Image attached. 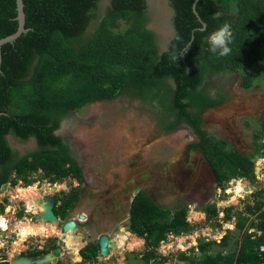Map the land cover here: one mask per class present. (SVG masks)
Returning a JSON list of instances; mask_svg holds the SVG:
<instances>
[{
	"label": "trees",
	"instance_id": "trees-1",
	"mask_svg": "<svg viewBox=\"0 0 264 264\" xmlns=\"http://www.w3.org/2000/svg\"><path fill=\"white\" fill-rule=\"evenodd\" d=\"M194 2L169 0L172 34L161 51L155 31L148 27V0H24L29 31L1 48L0 188L12 179L15 160L19 177L26 178L38 167L53 181L69 172L80 177L82 170L71 157L67 140L57 134L63 119L93 101L127 93L130 98L137 94L139 99L157 101L161 116L170 120L164 130L183 124L192 127L198 139L187 149L203 151L218 187L233 178L255 179V157L264 155V118L256 151L246 153L234 147L227 150L226 140L210 135L203 115L225 101L222 92H212L215 75L240 70L245 88L264 75L259 72V66L264 68V0H198L197 12ZM17 13L16 0H0V38L17 31ZM120 21L128 24L126 30L119 29ZM224 21L232 27V51L219 57L208 51L206 40ZM9 135L22 140L35 137L38 146L21 156ZM4 207L0 205V212ZM188 210L163 207L144 191L137 194L129 228L147 239V259L169 261L156 247L169 233L192 228ZM202 210L217 214L218 206L210 202ZM232 211L233 207L227 209L224 220L236 217L242 232L238 250L207 253L214 241L201 240L198 249L206 252L202 258L185 251L178 258L196 264H264V200L235 215ZM227 242L228 234L217 243ZM0 264L10 262L3 258Z\"/></svg>",
	"mask_w": 264,
	"mask_h": 264
},
{
	"label": "rangeland",
	"instance_id": "rangeland-1",
	"mask_svg": "<svg viewBox=\"0 0 264 264\" xmlns=\"http://www.w3.org/2000/svg\"><path fill=\"white\" fill-rule=\"evenodd\" d=\"M148 7L151 15L148 27L155 31L159 49L165 50L172 34L170 20L173 11L169 0H148ZM233 9L235 10V7ZM127 27V23L120 21V30H126ZM259 72L264 74V68L259 66ZM242 74L239 70L214 76L211 83L212 92L215 95L222 92L225 101L205 112L203 125L210 135L227 141L225 147L227 150L234 147L246 153H254L257 144L256 135L261 133L264 118V75L250 88H245L241 85ZM128 95V93L120 95L112 100L93 101L81 109L72 111L63 119L57 132L63 134L67 140L71 155L79 159L88 177L98 179L97 182L102 189L113 173L116 175V172H129L133 175L140 171L150 179L143 183L144 189L151 193L159 205L172 210L182 206L190 209L188 220L192 228L182 234L169 233L167 239L156 247L160 254L178 258L180 253L185 251L190 256L202 258L206 252L198 249L201 240L214 241L207 253L215 254L222 251L227 254L238 250L242 232L236 227V217L225 221L224 216L229 207H233L232 213L235 215L237 211H246L248 205L264 200V155L257 154L258 157H255V179L233 178L223 187H218L203 151L187 149L191 141L198 139L190 128L183 124L173 130H164L163 127L168 125L170 120L161 116V105L157 101L139 99L137 94L131 98ZM12 110L15 111L16 108ZM9 141L23 155L32 152L38 146L35 137L22 140L10 136ZM106 164H109L112 170L110 168L108 170ZM68 177H62L58 181L67 180ZM13 178L19 185L9 186L8 192L5 190L0 196L3 198L6 193L8 194L7 208L11 209L5 208V212L0 214L2 226L0 227V260L13 258L17 251L24 248L21 243L30 235L34 236L28 238L27 244L44 245L46 243L44 236L54 234L53 230L57 224V222L55 225L51 223L44 227L46 223L43 220L36 227L38 234L33 233L34 226L25 225L24 234H21L22 241L20 245L16 243L19 241L16 228L22 226L19 225L20 222L34 223L35 220H31L33 213L27 214L28 218H22L26 216L25 213L19 214L18 218L13 215V207L18 203L14 196L16 193L20 195L28 188L23 189L28 179L31 180L29 187H36L33 185L41 181L43 194L52 193L53 187L48 182L50 176L46 171L36 173L32 171L26 178L19 176ZM20 179H23V182ZM158 179L162 181V191L155 188ZM246 186L249 187V191L243 190ZM62 187L65 185L63 184ZM113 189L105 188L100 195L86 191L87 194L82 197L83 201L74 208L73 215L79 216L80 213H84L90 216V213H93V219L97 220L92 201L104 198V202L112 204L109 205L112 207L118 201L117 193ZM35 190L38 191L37 188ZM67 193L68 191H65L63 196ZM126 200L127 198L123 202L125 203ZM210 202H216L217 214H209L202 210V207ZM108 213L116 214L119 219L123 218L122 226L129 223L128 214L114 213L113 210L111 212L108 210ZM255 217V214L252 215V218ZM36 221L40 222L37 219ZM43 228L49 232H44ZM121 233L125 232H119ZM226 234H228L227 244L217 243ZM78 235L85 234L78 233ZM133 235L130 236L133 238L125 240L126 249L128 251L138 249L140 253L145 254L148 250L147 239L137 234ZM135 236L141 239L135 240ZM183 238L187 240L183 241ZM76 250L74 246L65 250L66 263L69 258L76 259L74 256L77 255ZM122 253L123 251L114 257L113 261L110 260V263L130 264L123 259ZM149 261L152 264H159L155 258ZM165 264L177 263L170 258ZM189 264L196 263L193 261Z\"/></svg>",
	"mask_w": 264,
	"mask_h": 264
},
{
	"label": "flooded vegetation",
	"instance_id": "flooded-vegetation-1",
	"mask_svg": "<svg viewBox=\"0 0 264 264\" xmlns=\"http://www.w3.org/2000/svg\"><path fill=\"white\" fill-rule=\"evenodd\" d=\"M185 125L188 126L192 134L197 137L192 127H190L187 124ZM57 134H60V133L57 132ZM10 136H13V135H9L8 138ZM12 148H14L13 145H12ZM14 149H17V148H14ZM69 150H70V146H69ZM21 156H24V155L21 154ZM71 157L74 158V160L76 161V163L82 170V175L80 177L74 174L73 172H69L68 175L63 176V178L69 176L68 179L61 181V182L58 181V179L53 181L50 178L48 182L52 184L51 185L53 187L52 193L43 194V191H42L43 184L41 181H39L38 183H36V185H33V186H36L39 192L35 191L31 194H26V191L30 186V184H27L25 185L26 187L25 186L23 187V189L27 187L28 188L22 191V193L20 194V195H23V197H20V195L17 193L14 196V198H17L18 203L16 207H13L14 208L13 215L16 218H18L19 214L22 215L23 213H25V215L27 216V214L29 215L33 213L34 215H31L32 216L31 220H35L34 223H32L31 221L30 222H23V221L20 222L19 225H22V226L19 229L16 228V231L19 234V237H18L19 241L16 242L17 244L20 245L22 241L21 234H24L23 229H25L24 228L25 225L29 224V225L34 226L33 233L38 234L36 231L37 230L36 227L44 219L37 218V216L41 212H43L42 209L45 204L44 201L47 202V200L53 199L54 201L53 210L56 216L58 217V221L44 220L46 224L52 223L55 225V223L57 222L56 228L55 230H53L54 234L44 236L46 237V243L44 245H39V246H32L30 243L27 244L28 238L34 235L28 236L24 241H22L23 243H21L22 247L24 248L20 250L18 249L19 251L16 252L13 258L20 257V256L44 258L47 255L52 254L53 256L50 259L48 264H112L110 263V260H112L118 254H121V251H123L122 253L124 257L123 259L126 262H129L128 257L126 255L127 243L126 241L123 242L121 238L126 240V239L133 238V237H130L131 235L137 234L136 232H132L129 228L131 206H132V202L134 201L135 197L140 191H144L148 193L153 198L151 193L148 190L144 189V185H143V183H145L147 179L148 180L150 179L146 178V176L143 175L142 172L140 171H137L133 175L129 174V172H126V173L116 172V175H114V173L112 172L113 175L112 176L109 175L111 178L108 179L107 182H105L104 189L110 188V187L114 188L113 191L117 193L118 201L114 203L112 207H110L109 205H112V204H108L104 202V198H99V200L95 199L94 201H92V206L95 207L94 210L96 211L95 213H96L97 220L93 219L92 217L93 213H90V216L88 214H85V218H80L78 215H73V210L74 208L77 207L79 202L83 201L82 197L85 196V194H87L86 191L91 192L95 195H100V194H103L104 189H102L99 186L97 182L98 179H93L87 176L79 159H77L76 157H73L72 155ZM15 165H16V160L14 162V168L11 171L12 179H15L13 178V176L14 177L19 176L18 170L15 168ZM106 165H107L108 170L109 168L110 170H112L109 164H106ZM70 166H71L70 162L66 164L67 168ZM38 171L43 172L45 171V169H43L42 167H38L37 170H33L34 173ZM12 179L1 185L0 196L3 193V191L1 190L3 185H7L6 190L8 192L9 186L12 187L18 184V182L13 184ZM20 180L23 182V179H20ZM63 184L65 185V187H62ZM18 188L22 189V187H19V186ZM155 188L161 189L160 191H162V181L160 179H158ZM65 191H68V193L63 196V193ZM155 193H156V190H155ZM75 195H77L78 197L74 202H72L71 198L74 197ZM125 198H127V200L124 203L123 201L125 200ZM8 199L9 197L7 193L3 198H0V205L2 204L5 206L4 210L0 214H3L5 212V208H7L8 206L7 205ZM69 201L72 202L70 205H69ZM108 210L109 212L113 210L114 213L128 214L129 223H126L125 226H122L123 218L119 219L116 214L110 215V213H108ZM26 216H23L22 218H28V216L27 217ZM36 219L39 220L40 222L36 221ZM72 219L76 220L77 224H76L75 229L71 230L73 242L67 245L66 236L69 230L68 231L64 230V224L68 220H72ZM0 227L2 226L0 225ZM122 231H124L126 234L125 233L119 234V232H122ZM46 232L48 233L49 231L47 230ZM78 233H84L85 235L79 236ZM103 235H107L109 237V241H108L109 252L107 254H103L100 250V238ZM134 238L141 239L140 237H136V236ZM112 242L116 244L113 245ZM72 246H74V248L77 249L76 250L77 255H74L76 256V259L69 258L68 263H66L67 260L65 261L66 258L64 256L65 250L68 247L70 248ZM132 251L138 253L137 257H145V254L140 253L138 249H133ZM13 258H10V259H13ZM10 259L8 258L7 260H9L10 262ZM137 261L140 263V260H137ZM140 264H143V262L141 261Z\"/></svg>",
	"mask_w": 264,
	"mask_h": 264
},
{
	"label": "water",
	"instance_id": "water-1",
	"mask_svg": "<svg viewBox=\"0 0 264 264\" xmlns=\"http://www.w3.org/2000/svg\"><path fill=\"white\" fill-rule=\"evenodd\" d=\"M17 2V16L16 19L19 22L18 25V29L16 32L2 37L0 38V71H1V65H2V45L6 42H14V40H16L22 33H26L29 31V28H27L25 26L26 23V14L24 11V0H16ZM198 0H195L194 2V10L196 11V4H197ZM197 12V11H196ZM206 24V23H204ZM1 114V111H0ZM258 157V155L256 156ZM259 170V169H258ZM7 185H3L2 186V191L6 190ZM247 191H249V187L246 186L245 188ZM46 210L44 212H41L37 218H43L44 220H50V221H58V217L56 216L54 210H53V206H54V201L53 199H49L46 202ZM190 210V209H189ZM80 218H85V214L84 213H80L79 214ZM76 220L72 219V220H68L65 224H64V230L68 231V230H73L76 227ZM108 241H109V237L107 235H103L100 238V250L103 254H107L109 252V246H108ZM113 245H115L116 243L112 242ZM126 255L128 257V261L131 264H137L135 262V260H140L143 262V264H152L148 259H146L145 257H137L138 253L133 252V251H126ZM52 254L47 255L44 258H34V257H27V256H20V257H16L13 259H10V264H48L50 259L52 258ZM135 256V257H134ZM170 258H172L177 264H189L190 261L189 260H182L176 257H172L170 256ZM135 259V260H134Z\"/></svg>",
	"mask_w": 264,
	"mask_h": 264
},
{
	"label": "clouds",
	"instance_id": "clouds-1",
	"mask_svg": "<svg viewBox=\"0 0 264 264\" xmlns=\"http://www.w3.org/2000/svg\"><path fill=\"white\" fill-rule=\"evenodd\" d=\"M219 13L216 14L219 17ZM180 37L177 36V39ZM233 42L232 27L229 22L224 21L220 24L218 28L213 30L207 37L206 43L208 45V51L216 53L219 57L227 56L231 53L232 49L230 45ZM189 49H185L179 57H183ZM178 57L173 55V59Z\"/></svg>",
	"mask_w": 264,
	"mask_h": 264
},
{
	"label": "bare ground",
	"instance_id": "bare-ground-1",
	"mask_svg": "<svg viewBox=\"0 0 264 264\" xmlns=\"http://www.w3.org/2000/svg\"><path fill=\"white\" fill-rule=\"evenodd\" d=\"M246 188V187H245ZM36 187H29L28 189H27V191H26V194H31V193H33V192H35L36 190ZM243 190H246V189H243ZM242 191V190H241ZM247 191V190H246ZM44 207H43V209H42V211L44 212L45 210H46V201H44ZM40 218H41V216H40ZM230 225V224H229ZM43 226V225H42ZM48 226H49V224H48ZM44 227H47V224L44 226ZM43 230H44V232H46V229H44L43 228ZM43 232V231H42ZM206 233V232H205ZM72 231L71 230H69L68 232H67V236H66V243H67V245H69V244H71V242H73V239H72ZM126 234V233H125ZM44 235H46V233H44ZM125 236V235H124ZM135 239V238H134ZM121 240H123V242H125V240L124 239H122L121 238ZM135 240H139V239H135ZM135 257V256H134ZM135 260V259H134ZM135 262L136 263H138V261L137 260H135Z\"/></svg>",
	"mask_w": 264,
	"mask_h": 264
}]
</instances>
